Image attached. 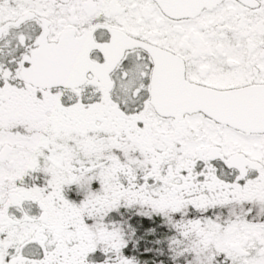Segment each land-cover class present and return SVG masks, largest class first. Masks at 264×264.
Here are the masks:
<instances>
[{"label":"snow or ice","instance_id":"6c2138e0","mask_svg":"<svg viewBox=\"0 0 264 264\" xmlns=\"http://www.w3.org/2000/svg\"><path fill=\"white\" fill-rule=\"evenodd\" d=\"M0 264H264V0H0Z\"/></svg>","mask_w":264,"mask_h":264}]
</instances>
